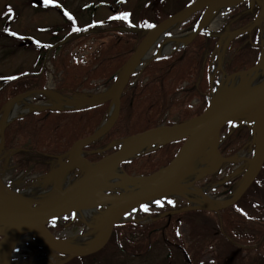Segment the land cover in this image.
I'll list each match as a JSON object with an SVG mask.
<instances>
[{
	"label": "rangeland",
	"instance_id": "obj_1",
	"mask_svg": "<svg viewBox=\"0 0 264 264\" xmlns=\"http://www.w3.org/2000/svg\"><path fill=\"white\" fill-rule=\"evenodd\" d=\"M189 1L49 0L46 3L45 0H0V88L4 84L2 82L13 78H18L16 79V85H28L35 80V77L37 78V74L43 72L45 77V88L43 89L57 91L61 96L92 97L105 92L108 93L113 88L120 69L115 72V78L109 83L98 78L91 81V88H83L81 90L82 87L80 86L81 88L79 87L80 89H77L79 90L77 94H64L59 92L56 88L64 80V77L62 70L55 67L57 56H70L71 64L77 62L85 64L93 56H99L102 49L109 56L110 52L107 49L112 48L111 51H114V39L117 38L121 42L123 36L132 32L131 30L133 29L141 31V29L144 30L145 28V34L151 28L149 25L153 27L167 18V14L171 15L180 11ZM254 3L259 5L257 14L241 31L234 25H227L230 21L229 12L235 7L215 8L208 13L202 22V30L200 32L204 31L211 34V36L213 35L212 37L217 38L216 45L208 58L209 88L207 93L209 94V105L207 108L213 104L214 96L219 91L224 79L236 75L237 72L245 71L253 67L260 60L261 55L264 54V0H253ZM203 12L202 10L192 14L189 18L175 24L173 28L165 32L164 37L152 46L150 51L152 56H150L142 68L132 72L124 90L134 86L137 80L142 77V71L149 60H152L155 56L171 55L177 48L187 44L200 33L198 32L193 36L201 24ZM124 13L128 14L127 18H123L122 14ZM196 14L199 15L197 21L195 20L193 23H188L187 25L184 24V22L190 20ZM211 14V19H213L212 24H207V19ZM129 22L134 26L129 25ZM153 23L156 24L153 25ZM135 26H138V28ZM222 27L226 29H222ZM244 31L248 32L245 38L247 45H253L252 43L254 42L255 45L253 46L259 48V59L254 65L249 67L245 66L240 68V70L229 72L226 65L230 62L232 52L236 47V44H232V39ZM179 32H186L189 38L180 44L173 43L170 50L167 52L163 51L164 53L161 54L162 52L160 53L159 50L167 37H172ZM219 49L224 50L222 59L219 56ZM251 56H254V54ZM263 78L264 75L255 81L260 82ZM253 85L255 84H250V86ZM2 92L0 90V93ZM107 93L104 94L103 99L110 97ZM28 96L32 97V104H42L41 107L34 109H41L48 106L60 108L63 106H57L54 102L52 103L53 98L51 99L48 95L36 93ZM6 102L0 108V113H2V108ZM104 102L108 105L107 112L94 131L109 119L113 106H111L109 99H106ZM196 102L197 99H194L191 104ZM187 105L191 106L190 104ZM31 110L29 109V111ZM15 119L11 120L14 121ZM165 120L178 123V110L176 111L173 108L167 110L162 117V122L159 124L164 123ZM255 120V115L251 113L244 116L240 122L237 121L238 123L236 124L232 122L222 128L219 148L222 143L226 142L229 135L236 134L237 129L235 127L238 124L243 125L245 123L251 128L252 132L249 136L239 141L234 138H229L233 142L232 148L234 152L227 156H224L220 152L223 158L228 159L214 173L208 175L205 180L199 184H194L197 190H202L206 196L212 198L230 199L233 197L251 168L250 163L253 159L256 137V129L254 130ZM134 122L139 121L134 120L131 123ZM119 131V128H113L108 136L101 137L94 142L84 145L82 150L87 155L88 151L84 150V147L98 142L97 147L92 149L91 152L107 155L118 150L126 139L135 135L123 137ZM206 155H209V153ZM208 157V163L210 165L208 168L210 169L216 163V158L213 154H210ZM65 158L56 159L52 163L51 172L49 171L47 174H43L44 172L38 169V171L32 170V164L27 170L15 169L12 152L2 148L0 150V181L6 187L16 192H26L32 186L39 184H41V187L50 185L54 188V179L51 178L52 174L59 166L66 162ZM144 160L145 157H141L135 164L130 162L128 170H124L121 167L120 169L126 175L136 176L140 174L137 170L140 165L145 163ZM79 165L80 162L78 164L76 161L75 166L66 167L68 168L67 173L71 182L81 173ZM209 169L206 168L204 173ZM261 169L254 181L236 202L237 204L235 203L236 207L233 208V205L226 207H230L229 213L231 215L229 214V217L219 215L211 210H191L177 214L176 219L171 221L172 226L170 232H166L164 236L159 232V234L155 235L156 237L152 238V236L148 235L149 227L153 223H151V216L162 218L163 212L169 209V204L188 205L189 201L186 198H180V196L175 194L164 198L162 201L160 200V204L156 203L147 206L148 211H144L142 207L132 211L128 218H133V220L123 219L122 222L120 221L123 224H127L126 228L118 232L114 229L113 235L110 236L105 246L93 254L68 260L67 257L62 258L63 256L58 255V253L46 246L39 237L31 234L22 237L16 245L13 250L12 264H54L60 263L61 258L62 261L66 260V264H163L171 260L177 263L182 259L180 254L176 252L178 250L177 246H182L186 251L191 252L192 254H189L190 257L195 255L192 258L193 260H198L205 264L209 262H214V264H264V241L262 242V239H256L255 242L249 244H247L248 242H242V240L246 241L247 239L242 238V236H253L255 238L254 235L259 236L264 233V170L261 172ZM69 180L62 182V185L58 184L54 190L66 187L71 183ZM116 189H118L117 186L110 187L108 192H113ZM169 201H172V203H169ZM191 205H195V202H192ZM105 212V208L97 207L95 213L90 215V218L87 220L80 215V211L78 210L75 213L56 219L51 224V231L59 239L66 240L67 243L74 237L83 240L92 239L97 237L101 231L100 224ZM236 213H241L242 215ZM217 217L220 218L219 224L221 227L224 218H229L235 221L242 229H236L235 236L232 230L224 231L222 229L223 227L220 230L218 228ZM162 221H165V219H162ZM176 223L178 224L173 225ZM164 229L163 226L162 230Z\"/></svg>",
	"mask_w": 264,
	"mask_h": 264
},
{
	"label": "water",
	"instance_id": "obj_2",
	"mask_svg": "<svg viewBox=\"0 0 264 264\" xmlns=\"http://www.w3.org/2000/svg\"><path fill=\"white\" fill-rule=\"evenodd\" d=\"M243 1L196 0L149 29L134 52L120 68L110 97L103 99L105 92L92 97H77L76 102L60 108L48 106L41 109H32L37 111L43 109H76L99 104L106 99H109L111 106H113L109 119L100 125L93 134L76 139L64 155L66 156L65 167L75 166L76 161H79L81 170L80 175L66 187L52 190L45 195H34L11 190L0 181V264H11L12 250L18 238L24 234L36 235L46 246L61 255L68 256V259L97 252L108 242L115 224L121 221L125 213L163 197L179 194L186 183L183 177L191 160L201 153L203 147L208 146L207 152L214 155L216 163L207 172L191 180L188 184L196 188L194 183L214 173L228 159L223 158L219 151L221 129L227 123L253 113L256 118L254 123L256 137L253 159L250 163L251 168L233 197L216 208L206 207L195 202V205L171 213L189 210L219 211L233 205L240 199L254 181L264 162V79L253 86L239 84L234 89H226L221 92L215 105H211L201 115L173 125L159 124L135 134L126 139L118 150L103 156L97 161L90 162L82 147L100 139L113 127L120 112V97L133 72L131 69L132 63L151 45L156 37L172 25L178 24L192 14L203 10L201 24L194 32V36L202 30V22L211 10L235 7ZM252 1L250 0V4H252ZM261 56L253 67L237 72L236 75L241 77L243 75L250 76L254 73L264 75V56L263 54ZM36 93L50 97L53 95L61 96L60 93L49 89L30 90L9 99L2 108V112H6L19 97ZM61 97L72 98L73 96L63 95ZM11 121L9 120L0 127L1 149L4 147V129ZM181 139H184L181 147L167 166L143 176L125 174V177L116 182L127 184V187L122 188L118 184V192H108L110 187L116 185L114 182L111 184L103 183L112 174V169L121 170L120 164L122 162L156 149L161 145ZM131 143L133 144L130 145ZM186 199L193 202L189 198ZM90 206L106 209L100 224L101 231L93 243L82 248H73L66 241L57 238L48 229L47 225L51 220Z\"/></svg>",
	"mask_w": 264,
	"mask_h": 264
},
{
	"label": "trees",
	"instance_id": "obj_3",
	"mask_svg": "<svg viewBox=\"0 0 264 264\" xmlns=\"http://www.w3.org/2000/svg\"><path fill=\"white\" fill-rule=\"evenodd\" d=\"M194 1L190 0L182 8ZM258 6L255 3L250 6L247 0L239 4L230 10V21L227 25H234L240 31L243 30L255 18ZM198 14L184 22V24L187 25L188 23H193L195 20L197 21L199 19ZM169 15L167 14L166 16ZM128 24L134 26L130 22ZM135 27L138 28V26ZM222 29L226 28L222 27ZM145 31L146 29L144 28L141 31H132L125 34L121 42L117 38L114 39V51H111L112 48L107 49L110 52L109 56L102 49L99 56H93L85 64L78 62L71 64L70 56H57L55 67L62 70L64 80L56 89L64 94H77L79 91L77 89L81 87V90L83 88H91L90 83L92 80L100 78L105 80L106 83L111 82L115 78V72L120 69L121 65L124 64L142 40ZM247 34L248 32L244 31L232 39V44H236V47L232 52L230 62L226 65L229 72L254 65L259 59V48L253 46L255 43L253 42V45H247L246 43L245 38ZM212 36L202 31L187 44L177 48L171 55L151 60L144 67L142 77L137 80L134 86L124 90L120 99V114L113 128H119V133L123 137H126L155 127L162 122V117L170 108L178 110L177 122L186 121L203 113L209 105L207 93L209 88L208 58L216 45L217 39ZM252 54L254 56H251ZM37 75V78L35 77V80L28 85H16V79L18 78L2 82L4 84L0 88L1 92L3 91L0 93V108L8 99L16 95L32 89L45 88L43 72ZM194 99H197V102L191 104ZM107 109L108 105L104 102L80 109L31 111L25 116L15 119L5 128L4 150L12 152L15 169L27 170L32 164V170L38 169L44 172L43 174H47L52 169V163L69 150L76 138L93 133L106 114ZM134 120L139 122L131 123ZM165 123L173 124L175 122L165 120ZM236 129V134L229 135L226 142L222 143L219 148L224 156L234 152L232 148L233 142L229 138L239 141L249 136L252 132L251 128L245 123ZM111 130L103 137L108 136ZM97 143L84 147V150L88 151L87 158L90 161H95L102 157V154L91 152L92 149L97 147ZM181 144L182 140L165 144L157 150L144 153L130 161L123 162L121 168L128 170L130 162L135 164L139 158L145 157V163L138 167L137 172L142 175L153 173L169 163ZM262 170H264V164L261 172ZM236 204L233 205V208L236 207ZM229 209L230 207L220 211L218 214L229 217V214L231 215ZM236 214L242 215L241 213ZM176 217L177 215H172L166 218L165 221H162V218L157 219L149 227L148 235L153 238L161 232L164 236L166 232L171 231V221L176 219ZM219 217L217 218L220 230L223 227L224 231L232 230L234 234L236 233V229H242L235 221L229 218H224L221 227ZM126 226L127 224L121 223L117 224L114 229L118 232L126 228ZM163 226L164 230H162ZM254 236L255 238L253 236H242V238H247L246 241L242 240V242H248L247 244H249L255 242L256 239L264 241V233ZM258 243L260 244L259 240Z\"/></svg>",
	"mask_w": 264,
	"mask_h": 264
},
{
	"label": "bare ground",
	"instance_id": "obj_4",
	"mask_svg": "<svg viewBox=\"0 0 264 264\" xmlns=\"http://www.w3.org/2000/svg\"><path fill=\"white\" fill-rule=\"evenodd\" d=\"M211 17H212V14L209 15V17L207 19V24H212L213 19H211ZM173 27H174V25H172L169 29H171ZM169 29L165 30L161 35L156 37V39L151 43V45L135 59V61L132 63V67H131V69L133 71L136 69L142 68V66L146 63V61L150 58V56H152V54L150 52L152 46L157 41L162 39L164 37V33L167 32ZM188 38H189V35L186 32H179V33H176L172 37H167V39L163 43L159 52L160 53L162 52L161 54H163L164 52H167L168 50H170L173 43L180 44L181 42L187 40ZM218 52H219L220 59H222L224 50L219 49ZM263 56H264V54H263ZM218 66H220V65H218ZM261 76H262V74L254 73L250 76L243 75L241 77L240 75H234L232 77H228V78L224 79L222 81V84H221L219 91L214 96L215 99H213L214 102H213L212 106L215 105L216 100H218L220 98L219 94H221V92H223L224 90L234 89L239 84H245V85H250L252 83L257 84L258 82H256L255 80H259L261 78ZM112 93H113V88H111L108 91L107 95L111 96ZM31 98L32 97H30L28 95L19 97L16 101H14L11 104V106L9 107V109L6 112L0 113V127L3 126L9 120H11L13 118L15 119V118L19 117L20 115L24 114L25 112L29 111V109L39 108L42 106V104H40V103L35 104V105L32 104ZM51 99H52V103L54 102L57 106H61V105L68 106V105H70L73 102H76L78 100L77 97H72V98H66L65 97L64 98V97H61L59 95L58 96L53 95L51 97ZM57 110H67V109H57ZM132 144L133 143H131L130 145H132ZM0 150H1V135H0ZM207 150H208V146L203 147V149L201 150V154L198 155L197 157H194L191 160L190 165L187 169V172L183 177V180L186 183L183 186V188L179 191V194H177V195L181 196V197L183 196V198H189V199H191V201L201 203L202 205H204L206 207L216 208L219 205L226 203L229 199L228 198H214V197L212 198V197L206 196L202 190H200V189L197 190V189L193 188L190 184H188V182H190L191 180L202 175L204 173V171L206 170V168L209 169L208 167L210 165L208 163V158H209L208 156L210 155V153H209V155H206V154H208ZM77 162L79 164V161H77ZM65 166H66V164L59 166V168H57L55 170V172L52 174L51 178L54 179L53 180L54 188L58 184L62 185V182H66L69 180V176L67 173L68 168H66ZM123 177H125V174L121 170L114 168V169H112V174L109 177H107L103 183L111 184L112 182H114V184H116L114 186H117L119 184L122 188H125V187H127V184L116 182L117 180H119L120 178H123ZM69 182H71V180H69ZM54 188L51 187L50 185H47L46 187H41V184H39L36 186H32L31 189H29L25 193L26 194H34V195H45V194H48L50 191L54 190ZM96 208L97 207H95V206H90V207H86L84 209H81V210H79L80 215H82V217L84 219L88 220L90 218V215H93L95 213ZM25 235H30V234L21 235L18 238V241L16 242V244H18L20 239L22 237H24ZM97 237H94V238L88 239V240L87 239L83 240L81 238L74 237L72 240H70L69 245L73 248H82V247L87 246L90 243H93L97 239Z\"/></svg>",
	"mask_w": 264,
	"mask_h": 264
},
{
	"label": "flooded vegetation",
	"instance_id": "obj_5",
	"mask_svg": "<svg viewBox=\"0 0 264 264\" xmlns=\"http://www.w3.org/2000/svg\"><path fill=\"white\" fill-rule=\"evenodd\" d=\"M168 217L162 218V219H166ZM152 222V221H151ZM50 228H52V226H50ZM177 253L180 254V257L182 258L181 261L174 263L171 261H166L163 264H205L204 262H200L198 260H193L192 258L195 255H192V257H190L189 254H192L191 252H189L188 250L186 251V249H184L182 246H177ZM62 258H65V256H63ZM61 258V262L60 263H54V264H66V261H62ZM208 264H214V262H209Z\"/></svg>",
	"mask_w": 264,
	"mask_h": 264
},
{
	"label": "snow or ice",
	"instance_id": "obj_6",
	"mask_svg": "<svg viewBox=\"0 0 264 264\" xmlns=\"http://www.w3.org/2000/svg\"><path fill=\"white\" fill-rule=\"evenodd\" d=\"M45 2L48 3L49 0H45ZM122 15H123V18H127V15H128V14H127V13H124V14H122ZM118 18H119V17H118ZM149 27H151V25H149ZM13 35H15V33H13ZM156 203H157V204H160L161 202H160V201H156ZM169 203H172V201H169ZM141 207L143 208L144 211H148V207H147V205H142Z\"/></svg>",
	"mask_w": 264,
	"mask_h": 264
}]
</instances>
